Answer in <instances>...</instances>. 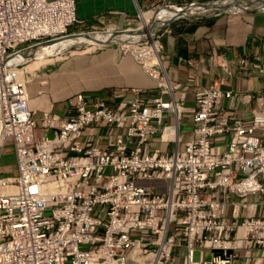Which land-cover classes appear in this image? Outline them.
Segmentation results:
<instances>
[{"label": "built area", "instance_id": "1", "mask_svg": "<svg viewBox=\"0 0 264 264\" xmlns=\"http://www.w3.org/2000/svg\"><path fill=\"white\" fill-rule=\"evenodd\" d=\"M96 26L76 18L74 0H0V161L9 144L16 166L0 175V264H264V92L224 88L228 63L195 88L188 139L182 82L168 78L159 39L147 66L122 43L155 93L133 89L112 106L78 92L63 114L39 117L29 108L23 54L70 29L118 32ZM140 27L125 29L138 34L130 46L146 47ZM237 66L264 77V55Z\"/></svg>", "mask_w": 264, "mask_h": 264}, {"label": "crops", "instance_id": "2", "mask_svg": "<svg viewBox=\"0 0 264 264\" xmlns=\"http://www.w3.org/2000/svg\"><path fill=\"white\" fill-rule=\"evenodd\" d=\"M157 1L74 0L75 16L88 24L110 23L123 27L142 14L140 9L149 8ZM160 46L164 54L162 65L168 78L182 82L175 98L179 100L181 94L185 98L186 110L179 127L184 139L190 137L189 129L193 125L190 115L194 105L193 92L223 75L219 61L228 63L235 71V76L227 79L224 88L264 92V77L237 75L240 57L253 59L264 55V9L173 18L167 24ZM59 58H49L40 67L26 70L28 106L36 117L43 111L63 114L67 110L68 98L78 92L115 106L133 99L136 95L133 89L157 90L155 80L131 54L122 56L103 49L96 53H77ZM166 121L172 122L173 117H167ZM154 142L155 147L160 145L158 139ZM10 147L8 144L2 154L0 175L16 171ZM159 148H163L162 144Z\"/></svg>", "mask_w": 264, "mask_h": 264}, {"label": "bare ground", "instance_id": "3", "mask_svg": "<svg viewBox=\"0 0 264 264\" xmlns=\"http://www.w3.org/2000/svg\"><path fill=\"white\" fill-rule=\"evenodd\" d=\"M258 3V4H263L264 5V0H222L219 2H213L211 4H208L209 2H205V3H201V4H194V5H189L186 8H181V7H176V8H171V9H166L163 11H160L159 13H161L159 16H157L154 20L157 21V18L161 16L157 22H163L166 20H169L170 18H172L173 16H176L179 13H185L186 15H190V14H195V13H205V12H211L212 10L216 9V8H222V7H226L227 9H233V8H242L244 7L246 4L248 3ZM141 12V11H140ZM143 12V11H142ZM163 12V13H162ZM158 13V14H159ZM153 13L151 12H143L142 13V17H143V24L142 27H140L141 29H145L147 32V36H151V34L153 33L151 25L152 23H150V20L152 19ZM135 30H125L124 32H121L119 35L115 32H113L112 29L108 30L105 33H93V34H79V35H71L68 37H64V38H60L58 40H55L51 43H46L40 46H36L34 47L28 55V57H32L29 60H33L35 58H42L45 57L47 58V56L52 55V54H58L60 52H62V50L64 48H66V46H68L70 43H77L80 41H90L93 43H102V42H109L112 40H120L123 43H130L132 38H136L134 36H132V34H134ZM153 35V34H152ZM119 36V38H117ZM113 37H116L113 39ZM153 45L151 47H149L147 50V52H145L144 50H138L135 49L136 54L139 57H144L146 56H150V58H155L156 60H158L157 58V51H158V43L156 41H152ZM139 52V53H138ZM148 54V55H147ZM147 58V59H150ZM43 60H39L36 62H31V67L33 66L32 64L35 63V67H33L32 69H36L38 67H40L39 65H41L43 62ZM150 62H152V60H148ZM29 63V61H28ZM45 63V62H44Z\"/></svg>", "mask_w": 264, "mask_h": 264}, {"label": "rangeland", "instance_id": "4", "mask_svg": "<svg viewBox=\"0 0 264 264\" xmlns=\"http://www.w3.org/2000/svg\"><path fill=\"white\" fill-rule=\"evenodd\" d=\"M208 1H211V0H158L157 2H155V4L153 6H150L149 8H144L142 9L143 12H151L153 13V16H152V19L150 20V23L152 22H157L158 19L161 17V16H164V15H161L160 17L157 18V21L154 20L157 16H159L161 13H159L160 11H163V10H166V9H171V8H176L178 6H181V5H188V4H191V5H194V4H201L202 2L205 3V2H208ZM197 2V3H195ZM199 2V3H198ZM193 3V4H192ZM142 12V13H143ZM223 12H229V10L227 11H223ZM232 12H234V10H232ZM159 13V14H158ZM163 13V12H162ZM216 12H211L209 14L213 15L215 14ZM207 16V15H206ZM168 22H170V20H167V22L163 23V24H158L157 28H155L156 30H154V32L151 34L150 37H152L151 40H156V39H159L160 43H161V39L162 37L164 36V33H165V29L167 27V24ZM143 24V17H142V14L139 15L138 17H136V20H134L133 22H131L129 25H124L123 27H118L115 25V28L114 30L118 31L119 33H121L122 31H124L125 29L129 28V27H132V28H136L138 27V25H142ZM99 28V30H103V29H106L108 27H111L112 24L108 23V24H96ZM96 26V27H97ZM75 29H70L68 31V34H71V35H74L72 33H78L79 34V31H74ZM89 30H93V29H90V28H86L85 31H89ZM117 33V34H119ZM143 35H147V32L146 30L144 29V32L142 33ZM70 35V36H71ZM138 34L135 33V34H132V36L136 37ZM116 38V37H113V39ZM119 38V36L117 37ZM141 41H145L146 42V47H143V48H140V47H136V46H130L132 43H124L125 46L129 49H131V51L136 55V51L135 49H138V50H144L145 52H147L148 48L151 47L153 45V42L150 41V38H148V36H144L143 39ZM133 42V41H131ZM122 43L120 40H112V41H109V42H102V43H93V42H90L88 40L86 41H80V42H77V43H70L68 46H66V48H64L62 50V52L58 53V54H52V55H49L47 56V58L45 57H42V58H35L33 60H30L28 64H26V70H30L32 69V67L36 66L35 63L32 64L33 66L31 67V62H36V61H39V60H43L42 64H44V62H48V60H50L49 58H62V57H66V56H70L71 54L72 55H75L77 53H87V52H93V53H96L100 50H103V49H109V50H112V52H117L118 54L120 55H129L131 54L132 56H134L126 47H123L122 46ZM150 43V45H149ZM135 44V42H134ZM136 45V44H135ZM149 45V46H148ZM124 49H127V51L125 52ZM139 53V52H138ZM161 55H164L162 52H159ZM148 55V54H147ZM134 56L135 59H137V57ZM139 57V56H138ZM59 58V59H60ZM143 60V62L145 63V66H147V64L150 63V61L148 60H156L155 58H150V56H147V58H150V59H147L146 56L145 58L144 57H139ZM41 64V65H42ZM142 64V63H140ZM39 65V66H41ZM155 90V89H154ZM156 91V90H155ZM155 93V92H153ZM10 146V145H9ZM9 148V147H8ZM11 148V147H10ZM12 149V148H11ZM141 184H145V185H154V186H157L159 183H161L160 181H157V180H148V181H144V182H140ZM195 258L197 259V253L195 252Z\"/></svg>", "mask_w": 264, "mask_h": 264}, {"label": "water", "instance_id": "5", "mask_svg": "<svg viewBox=\"0 0 264 264\" xmlns=\"http://www.w3.org/2000/svg\"><path fill=\"white\" fill-rule=\"evenodd\" d=\"M219 1H222V0H211V1H208L209 3L208 4H211V3H213V2H219ZM195 3H197V2H195ZM199 3V2H198ZM203 3V2H202ZM193 4V3H192ZM189 5H191V4H188V5H181V6H178V7H181V8H186V7H188ZM249 9H264V5L263 4H258V3H255V4H252V3H248V4H246L244 7H242V8H233V9H227L226 7H222V8H216V9H214V10H212L211 12L213 13V12H216L215 14H217V13H221V12H223V11H227V10H229V12H232V10H234V11H238V12H241V11H245V10H249ZM211 12H205V13H195V14H190V15H186L185 13H179V14H177L176 16H173L172 18H170L169 20H172L173 18H178V17H183V16H186V17H197V16H208V15H211V14H209V13H211ZM165 22H167V20L166 21H163L162 23L160 22H152V25H151V27L152 28H155L156 26H158V24H163V23H165ZM115 33H119V32H115ZM120 34V33H119ZM118 34V35H119ZM31 51V50H30ZM30 51H28V52H25L24 54H23V57H28V55H31V54H29L30 53Z\"/></svg>", "mask_w": 264, "mask_h": 264}]
</instances>
